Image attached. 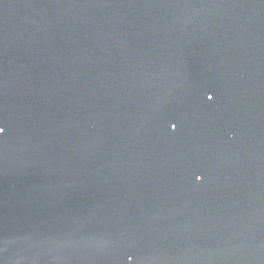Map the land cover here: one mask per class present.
I'll return each mask as SVG.
<instances>
[{
  "label": "water",
  "instance_id": "water-1",
  "mask_svg": "<svg viewBox=\"0 0 264 264\" xmlns=\"http://www.w3.org/2000/svg\"><path fill=\"white\" fill-rule=\"evenodd\" d=\"M0 264H264V0H0Z\"/></svg>",
  "mask_w": 264,
  "mask_h": 264
},
{
  "label": "snow or ice",
  "instance_id": "snow-or-ice-1",
  "mask_svg": "<svg viewBox=\"0 0 264 264\" xmlns=\"http://www.w3.org/2000/svg\"><path fill=\"white\" fill-rule=\"evenodd\" d=\"M3 131H4V129L2 127H0V132H3Z\"/></svg>",
  "mask_w": 264,
  "mask_h": 264
}]
</instances>
